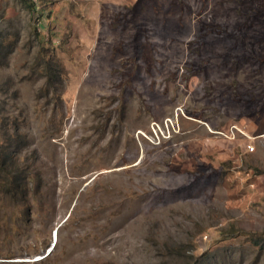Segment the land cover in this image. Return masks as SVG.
Segmentation results:
<instances>
[{"label":"rangeland","instance_id":"rangeland-1","mask_svg":"<svg viewBox=\"0 0 264 264\" xmlns=\"http://www.w3.org/2000/svg\"><path fill=\"white\" fill-rule=\"evenodd\" d=\"M5 156L0 264H264V0H0Z\"/></svg>","mask_w":264,"mask_h":264},{"label":"trees","instance_id":"trees-1","mask_svg":"<svg viewBox=\"0 0 264 264\" xmlns=\"http://www.w3.org/2000/svg\"><path fill=\"white\" fill-rule=\"evenodd\" d=\"M33 4H30V6H32ZM9 159V157L5 156L4 157V167H3V162L1 161L0 163V174L1 176L4 178V183L6 186V194H12L15 196V197H18V196H26V191H23V189H27L29 184H34V181L32 178H26L25 181H22L21 179L22 178H25L24 176H21V172H19V169H15V168H10L9 169L7 168V160ZM14 162V161H12ZM27 181V182H26ZM26 182V183H25ZM25 200H26V197H25ZM257 240L258 239H254V243L256 245H258L257 243ZM257 242V243H256ZM47 256H45L46 258ZM47 259V258H46ZM40 262H44L45 260L42 259V260H39Z\"/></svg>","mask_w":264,"mask_h":264},{"label":"built area","instance_id":"built-area-1","mask_svg":"<svg viewBox=\"0 0 264 264\" xmlns=\"http://www.w3.org/2000/svg\"><path fill=\"white\" fill-rule=\"evenodd\" d=\"M235 130L241 131V129L237 125H232L229 131L221 130V131H218V134L225 138H229V137L236 136ZM246 149L248 152H252L255 149V146L249 143Z\"/></svg>","mask_w":264,"mask_h":264},{"label":"water","instance_id":"water-1","mask_svg":"<svg viewBox=\"0 0 264 264\" xmlns=\"http://www.w3.org/2000/svg\"><path fill=\"white\" fill-rule=\"evenodd\" d=\"M42 258H43V257L40 256V257L36 258V260H38V259L40 260V259H42ZM36 260H35V261H36ZM26 261H29V260H26Z\"/></svg>","mask_w":264,"mask_h":264}]
</instances>
